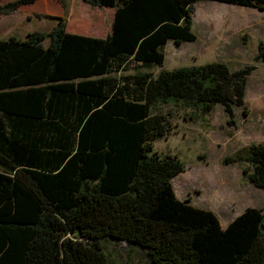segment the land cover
I'll use <instances>...</instances> for the list:
<instances>
[{"label": "trees", "instance_id": "1", "mask_svg": "<svg viewBox=\"0 0 264 264\" xmlns=\"http://www.w3.org/2000/svg\"><path fill=\"white\" fill-rule=\"evenodd\" d=\"M83 1L112 8L105 36L67 32L59 18L48 34L0 40V264H112L106 240L140 247L151 264H264V211L248 207L222 227L176 197L184 166L154 150L173 129L159 105L230 113L253 67L149 70L168 41L196 40L200 0ZM210 1L264 11V0ZM246 154L264 190V145Z\"/></svg>", "mask_w": 264, "mask_h": 264}, {"label": "rangeland", "instance_id": "2", "mask_svg": "<svg viewBox=\"0 0 264 264\" xmlns=\"http://www.w3.org/2000/svg\"><path fill=\"white\" fill-rule=\"evenodd\" d=\"M8 1L0 0V6ZM59 18L67 32L103 37L111 29L113 10L83 0H36L16 11L2 8L0 40L23 38L32 31L48 34ZM191 29L194 42L176 46L168 41L162 49L164 63L149 70L157 74L210 62L231 70L252 66L244 105L232 107L230 113L217 105L202 114L161 104L159 110L168 114L173 129L168 138L155 141L154 150L177 156L184 166L172 179L176 197H190L192 205L212 211L225 227L248 207L264 211V190L250 182L253 166L245 160L250 146L264 145V63L256 59L259 43H264V11L200 0L194 4ZM104 247L112 264H151L143 249L125 241L106 240Z\"/></svg>", "mask_w": 264, "mask_h": 264}]
</instances>
